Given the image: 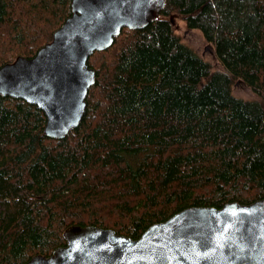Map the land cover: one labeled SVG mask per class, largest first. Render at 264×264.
Instances as JSON below:
<instances>
[{
	"label": "trees",
	"instance_id": "trees-1",
	"mask_svg": "<svg viewBox=\"0 0 264 264\" xmlns=\"http://www.w3.org/2000/svg\"><path fill=\"white\" fill-rule=\"evenodd\" d=\"M70 4L0 0V67L34 56ZM174 11L219 70L181 40ZM88 62L96 82L63 138L37 105L0 94V264L50 256L70 225L138 239L186 207L264 198V0H165ZM237 80L257 97L236 96Z\"/></svg>",
	"mask_w": 264,
	"mask_h": 264
},
{
	"label": "water",
	"instance_id": "water-1",
	"mask_svg": "<svg viewBox=\"0 0 264 264\" xmlns=\"http://www.w3.org/2000/svg\"><path fill=\"white\" fill-rule=\"evenodd\" d=\"M165 0H71V14L32 57L0 67V94L37 105L44 132L63 138L81 123L96 82L89 65L124 28L158 18ZM214 50L207 44L205 50ZM66 244L23 264H264V198L251 204L190 206L150 225L138 239L94 225H70Z\"/></svg>",
	"mask_w": 264,
	"mask_h": 264
},
{
	"label": "rangeland",
	"instance_id": "rangeland-1",
	"mask_svg": "<svg viewBox=\"0 0 264 264\" xmlns=\"http://www.w3.org/2000/svg\"><path fill=\"white\" fill-rule=\"evenodd\" d=\"M171 22L175 32L181 37V40L187 45L193 47L204 59L210 61L215 69H220L221 65L217 61L214 50H205V46L208 42L204 39L202 32L199 29L189 28L184 20L183 15L174 11L171 14ZM233 92L236 96L251 99L256 98V93L251 87L247 86L243 82L236 81L233 86Z\"/></svg>",
	"mask_w": 264,
	"mask_h": 264
}]
</instances>
